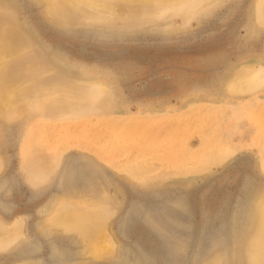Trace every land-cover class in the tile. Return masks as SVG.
<instances>
[{
    "label": "rangeland",
    "instance_id": "rangeland-1",
    "mask_svg": "<svg viewBox=\"0 0 264 264\" xmlns=\"http://www.w3.org/2000/svg\"><path fill=\"white\" fill-rule=\"evenodd\" d=\"M0 59V264H253L264 0H0Z\"/></svg>",
    "mask_w": 264,
    "mask_h": 264
},
{
    "label": "bare ground",
    "instance_id": "bare-ground-1",
    "mask_svg": "<svg viewBox=\"0 0 264 264\" xmlns=\"http://www.w3.org/2000/svg\"><path fill=\"white\" fill-rule=\"evenodd\" d=\"M80 1H82V0H50V3L53 5L54 8H58L63 3H75V2H80ZM128 1H133V0H128ZM104 11H107V10H104ZM0 60H2V59H0ZM260 221L262 223V226H261V229L259 230V233L257 236L258 239H256L255 242L253 243V251H252V257H251V262L253 264H261L264 261V205L262 207V216L260 218Z\"/></svg>",
    "mask_w": 264,
    "mask_h": 264
}]
</instances>
